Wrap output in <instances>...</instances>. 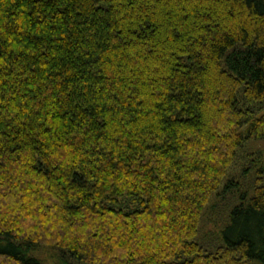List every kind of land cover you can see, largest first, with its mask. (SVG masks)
I'll use <instances>...</instances> for the list:
<instances>
[{
  "label": "trees",
  "instance_id": "obj_1",
  "mask_svg": "<svg viewBox=\"0 0 264 264\" xmlns=\"http://www.w3.org/2000/svg\"><path fill=\"white\" fill-rule=\"evenodd\" d=\"M260 139L264 0H0V264H264Z\"/></svg>",
  "mask_w": 264,
  "mask_h": 264
},
{
  "label": "rangeland",
  "instance_id": "obj_2",
  "mask_svg": "<svg viewBox=\"0 0 264 264\" xmlns=\"http://www.w3.org/2000/svg\"><path fill=\"white\" fill-rule=\"evenodd\" d=\"M239 93V103L243 106H246L248 103L244 99H242V91L240 90ZM263 169L264 140L260 139L247 142L245 145L241 146L240 149H238L236 158L231 167V172L229 174L232 179L229 182V187L231 184L233 185L235 181L237 182L236 179H238L240 180V182L238 183L239 188H241V186L244 188H250L251 182L253 181V177L256 174H259L261 172L260 170ZM229 187H227L228 189H226V195H223V187H219L218 190L212 195L210 203H208L204 212L202 213L197 238L206 241L210 238L209 236L212 234V236H215V240L218 241L217 234L219 235L218 232L228 221V215L230 212V207L232 205L231 199L233 193L236 192V197L240 199L241 190H230ZM220 193H222V195ZM224 197L226 201L223 203V207H220L222 206ZM31 251L46 263L54 264L58 261H62V258L60 257L61 254L59 253L58 248L50 245H39L31 249ZM71 260L72 264H76V261H74L73 259Z\"/></svg>",
  "mask_w": 264,
  "mask_h": 264
}]
</instances>
